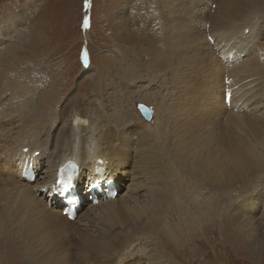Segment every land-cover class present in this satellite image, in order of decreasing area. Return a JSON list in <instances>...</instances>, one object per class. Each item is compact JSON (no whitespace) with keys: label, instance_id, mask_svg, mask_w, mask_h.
Listing matches in <instances>:
<instances>
[{"label":"bare ground","instance_id":"6f19581e","mask_svg":"<svg viewBox=\"0 0 264 264\" xmlns=\"http://www.w3.org/2000/svg\"><path fill=\"white\" fill-rule=\"evenodd\" d=\"M155 1L157 3L153 4V11L158 5L159 14L151 12L150 15L154 17L157 35L161 37V41L156 43L157 55L164 59V63L167 60L169 65L162 67L161 62L154 64L160 66L159 72L163 76L156 77L153 82L143 83L141 72L147 73L145 70L132 67L127 60L118 61V77L112 79L118 85V90H115L117 95L113 91L108 94V98L112 99L109 102L118 103V118L104 100H98V107L90 102L71 106L74 101H70L57 124L49 125V122L32 116L35 88L28 87L26 90L25 85L10 87L6 84L5 76L0 81V126H3L0 127V132H3L0 134V150L7 151L6 155L10 158L24 156V161L30 156L26 162H34L36 167H39V159L47 158V172L41 182L23 187L6 178H1L3 183L0 181V234L3 232L17 244L28 263L78 264L76 259L85 261V257L93 256L94 264H134V261L143 264L145 259L141 256L133 254L134 259L128 256L134 248L128 249L127 246L138 238L137 231H143V226H151L152 220L159 214L158 203H162L161 207H166L165 204L172 200L176 203L177 199L164 185L169 183L170 187L173 186L178 175L171 170L176 167L189 174L185 166L192 164L197 169L196 180L215 179L211 181L212 184L221 178L218 174L222 170L225 181L241 182L243 185L240 188L253 192L257 190V186L250 184L264 174L259 171L264 169V31L261 28L264 26V12L255 6L256 0ZM127 2L129 0H124L123 10ZM16 22L12 18L1 21L0 38L13 35L17 29ZM6 25L10 27L7 35H3L2 27ZM208 34L213 40H206ZM208 42L212 43L211 47ZM5 47L8 44L0 42V56ZM221 47L226 48L223 50ZM2 65L0 59V69ZM226 65L231 74L238 75L235 83L247 78L246 84L240 86L245 91L233 98L235 103L245 97L240 105L241 111L225 109L221 94L218 111L215 109L209 114L207 102L212 98L209 99L210 95H204L203 92H210L207 89L212 87L209 76L213 77L216 71L221 72V68ZM245 73L248 76L244 77ZM250 76L256 79L251 80L248 78ZM262 79L263 82L259 84ZM256 80L258 90L256 88L251 94L254 89L251 84ZM166 95H169L166 99L173 103L176 97L182 101L178 107L174 105L175 109H171L169 103L162 102ZM140 103H148L141 104L147 111L138 107ZM149 105L154 108L153 117ZM184 105L191 116L182 117ZM260 108L261 115H258L256 113ZM90 110L94 111L91 115L88 114ZM124 113L129 115L128 118L133 116L129 120L131 123L124 119ZM223 113L224 120L221 121L217 114ZM64 114L66 118H63ZM248 114L255 116L246 117ZM72 120L76 123L72 124ZM230 122H235V127L225 124ZM221 133H227L225 143ZM35 151H38L37 156ZM165 153L172 154L169 161L161 158ZM204 153L216 161L215 166L212 167V162L202 164L194 160L195 156ZM69 161L76 165L78 171V181L72 177L73 185L92 181L90 186L93 187L100 181L90 195L105 196L102 182L104 175L110 177L118 171L119 184L124 181V177L128 179L126 198L118 196L90 209L96 217L87 215L83 221L89 228L88 232H84L82 226L77 227L74 222H68L63 217L66 212L58 211L60 207L57 210L49 208L45 196L37 197L30 191L34 186H38V191H47L52 179ZM32 174L29 172L30 177ZM140 190L146 192V200H138L135 193L138 194ZM235 190L238 192L237 188ZM237 194L233 196L237 197ZM227 200L225 214L228 224L238 236L247 235L246 248L254 254L252 250H258L262 246L260 242H264V233L260 225L247 224L248 215L239 210H228L227 204L231 207H237L238 204ZM95 223L100 230L94 228ZM72 225L75 227L74 238L69 236ZM93 232L97 234L93 235ZM72 240L78 246L74 247L75 252L71 254L69 251L67 256L58 258L64 243ZM148 245L145 239L142 240L143 248ZM155 250L160 253L159 249ZM42 252L44 257L37 258L36 255ZM153 259V256L149 257L148 264H167L162 254L160 258Z\"/></svg>","mask_w":264,"mask_h":264},{"label":"rangeland","instance_id":"374dc122","mask_svg":"<svg viewBox=\"0 0 264 264\" xmlns=\"http://www.w3.org/2000/svg\"><path fill=\"white\" fill-rule=\"evenodd\" d=\"M84 2L85 0H0V25L1 21L10 18L17 21V29L13 35H7L10 25L2 27V34L7 35L5 37L9 40L14 39L12 42L15 45V51H7L5 47L0 56L1 60H7L5 70L16 73V75L9 73L8 77L5 76L6 84L10 87L25 85L38 88V93L34 95L31 113L34 118L43 119L45 122H49V125L57 124L60 115L64 113V107L70 101H74L70 104L71 106L90 102L98 107V100H104L108 102L107 107L113 115L118 118V103H111L112 99L108 98L110 91L117 95L115 90H118V87L114 88V85H118L115 82L113 84L112 79L118 77V61L127 60L126 62L130 63L132 67L145 70L147 73L141 72L144 76L142 77L143 83L153 82L156 77L163 76L159 72L160 66H154V64L161 62L162 67L169 65L167 60L164 63V59L157 55L158 46L156 43L161 41V37L157 35V27L153 23L154 17L150 15L151 12L159 14L158 5L153 11V4L157 3L155 0H129V3L127 2L129 7L126 6L124 10L122 9L124 0H90L87 8H85ZM255 3V6L260 7L264 12V0H256ZM257 3L260 4L257 5ZM85 17L90 18V27L87 29L82 27ZM3 28H5L4 31ZM261 28L264 31V26ZM209 36L211 35L205 36L206 40ZM0 42L3 44V37L0 38ZM211 44L208 42L210 47ZM221 48L224 50L226 47ZM85 49L89 53L88 66H85L81 60V52ZM224 61L225 59H223ZM227 69L229 66L226 67V71H216L213 77L209 76L212 87L208 89L210 92L203 93L210 95L209 99L212 98L213 102L216 101L218 94L214 85H221V75L222 73L226 74ZM214 78L215 80H213ZM249 78L256 79L251 76ZM245 80L244 82H247V78ZM197 81L199 83V79ZM262 82L263 79L258 83ZM256 83L257 80L251 84L254 86L251 94L255 92L256 88L258 90ZM2 95L6 96L4 93ZM167 96L169 95H166L162 102L169 103L168 106L175 109V104L170 99L168 101ZM103 97L107 99H103ZM110 100L111 102H109ZM151 109L153 117L154 108L151 107ZM93 112L90 110L88 114ZM181 112L182 117L192 115L186 105L182 107ZM140 115L143 117L141 111ZM128 116H124L126 121L133 118V116L129 118ZM63 118H66L65 114ZM227 124L229 125V123ZM2 133L0 132V134ZM226 134L221 133V137H225L222 138L223 143L228 138ZM120 145L125 146L124 144ZM132 151L135 152V149ZM8 158L11 163L16 157L8 156ZM161 158L169 161L172 154L165 153ZM46 159L43 157L37 161L40 166V175L35 183L41 182L46 176ZM194 160H198L202 164L212 162V167L216 165V161H212L207 153L195 156ZM23 163L21 160L14 165L19 168ZM32 163L34 164V162ZM185 167L189 174L176 167L171 170L173 174L178 175L175 177L176 181L174 180L173 186L170 187L169 183L164 184L165 188L169 189L177 199L176 203L172 200L165 204L166 207H161L162 203H158L159 214L152 220L151 226H143V231H137L138 238L127 246L128 249L134 248L133 253L128 256L133 259L134 255L141 256L145 259L143 264H148L149 257L153 256L154 261L158 257L160 258L161 254L167 264H264V242H260L262 246L258 250H252L254 254L249 252L246 248L247 235L238 236L235 229L228 224L229 220L225 214L227 199H230V202L235 201L238 206L231 207L227 204V209H231V212L239 210V212L248 215L246 217L247 224L260 225L259 228L264 233V174L251 181L250 186H257L256 192H253L240 188L243 185L241 182L225 181L221 175L222 170L218 174L221 178L212 184L211 181L215 179L202 180L199 178V181L196 180L197 169L192 167V164ZM180 168L183 169L182 166ZM125 169H129L127 164ZM259 171L264 172V169ZM184 173H186L185 176H183ZM5 178L8 179L7 181H11L9 178ZM127 180V177H124V181L120 184L125 192H119L115 198L118 196L126 198ZM3 181L1 182L3 183ZM34 187L38 191V186ZM236 193H238L237 197L233 196ZM135 195H138V200H146V192L143 190ZM84 212L85 216L82 218V222L85 221L86 215L93 216L90 209H86ZM73 222L74 225H77L76 221ZM74 225L70 228L69 236L71 238H74V235H71V232L75 231ZM77 227L79 226L77 225ZM94 228L100 230L97 223ZM92 234H97V232ZM144 239H147L149 243L147 248L141 246ZM64 244L58 258L67 256L69 251L72 254L75 252L74 247L78 248L75 240ZM149 248L154 249L150 251ZM156 248L160 250L161 254L155 250ZM155 256L158 257L155 258ZM36 257L43 258L44 252L38 253ZM86 258L85 261L83 259L80 261V258L74 260L78 264L90 263ZM133 263L137 264L138 262L134 261ZM0 264H32L22 257V252L18 250L17 244L3 232L0 234Z\"/></svg>","mask_w":264,"mask_h":264},{"label":"snow or ice","instance_id":"6c2138e0","mask_svg":"<svg viewBox=\"0 0 264 264\" xmlns=\"http://www.w3.org/2000/svg\"><path fill=\"white\" fill-rule=\"evenodd\" d=\"M89 4H90V0H85V2H84L85 8L89 7ZM82 27H84L85 29H87V28L90 27V18H88V17H85L84 18V22H83ZM208 39L211 40L212 37L209 36ZM81 60H82V62L84 63L85 66H88V63H89V53H88V51L86 49L85 50H82V52H81ZM138 107L142 111H147L145 109V106H143V105H140ZM57 184H59L62 187V189H64V190L68 189L69 187H71V184H72V176L69 175L67 177V179H64V178L58 179L57 180Z\"/></svg>","mask_w":264,"mask_h":264},{"label":"water","instance_id":"95a60500","mask_svg":"<svg viewBox=\"0 0 264 264\" xmlns=\"http://www.w3.org/2000/svg\"><path fill=\"white\" fill-rule=\"evenodd\" d=\"M83 119H81V121H82ZM72 122H73V120H72ZM73 124V123H72ZM75 125V124H74Z\"/></svg>","mask_w":264,"mask_h":264},{"label":"clouds","instance_id":"9594fccd","mask_svg":"<svg viewBox=\"0 0 264 264\" xmlns=\"http://www.w3.org/2000/svg\"><path fill=\"white\" fill-rule=\"evenodd\" d=\"M88 232V231H87Z\"/></svg>","mask_w":264,"mask_h":264}]
</instances>
